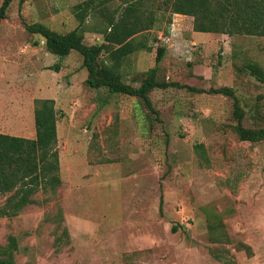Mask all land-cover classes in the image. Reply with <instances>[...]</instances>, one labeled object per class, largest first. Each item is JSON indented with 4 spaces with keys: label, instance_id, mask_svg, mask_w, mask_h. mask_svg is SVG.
Wrapping results in <instances>:
<instances>
[{
    "label": "rangeland",
    "instance_id": "obj_1",
    "mask_svg": "<svg viewBox=\"0 0 264 264\" xmlns=\"http://www.w3.org/2000/svg\"><path fill=\"white\" fill-rule=\"evenodd\" d=\"M84 1L14 0L0 22V133L35 139L36 100H55L63 181L19 215H0V246L16 238L19 264H264V141L240 140L234 100L209 92L232 87L245 125L264 126V83L242 70L264 68V37L195 38L188 18L156 12L155 27L136 37L152 50L121 68L139 87L166 49L158 79L178 86L150 93L153 113L138 98L89 87L78 52L49 53L26 28L70 32ZM104 23L88 15L86 44L102 41Z\"/></svg>",
    "mask_w": 264,
    "mask_h": 264
},
{
    "label": "trees",
    "instance_id": "obj_2",
    "mask_svg": "<svg viewBox=\"0 0 264 264\" xmlns=\"http://www.w3.org/2000/svg\"><path fill=\"white\" fill-rule=\"evenodd\" d=\"M13 1H3L0 22L7 19ZM112 1L86 0L78 4L76 17L80 24L67 33H60L38 22L28 23L26 28L34 36L41 37L49 53L64 58L73 51L78 52L88 72L86 83L89 87L138 98L153 113L156 110L150 93L158 88L178 86L158 79V65L166 49L157 50L156 66L144 74L139 87L124 82L121 68L126 57L137 50L148 49L141 41L136 42V37L155 27L159 21L156 12L194 17L193 30L199 33L264 37V0H120L117 8L108 13L106 11ZM90 13L99 14L105 22L101 32L102 41L93 45L85 43L83 31ZM104 54L108 55L106 59H102ZM242 70L264 83V68L260 64L248 62ZM209 92L234 100V129L240 140L252 143L264 141V126L245 125L248 112L232 87L211 88ZM58 121L59 111L55 100L38 99L35 102V139L0 133V195L11 193L0 208L1 216L15 217L36 202L33 197L38 192L56 193L62 186L57 147ZM60 217L63 220L62 215ZM9 240L7 246H0V264H19L14 258L17 240L14 237ZM240 246L249 253L252 251L246 244ZM214 255L220 257V254Z\"/></svg>",
    "mask_w": 264,
    "mask_h": 264
},
{
    "label": "crops",
    "instance_id": "obj_3",
    "mask_svg": "<svg viewBox=\"0 0 264 264\" xmlns=\"http://www.w3.org/2000/svg\"><path fill=\"white\" fill-rule=\"evenodd\" d=\"M175 16H177L178 18H176V19H174L173 21H175V22H180V21H183V20H185V19H189V20H187V21H189V23L191 24V26H193V23H194V17H191V16H186V15H181V14H174ZM192 32H193V37H195V38H197L198 36H200V35H214V33H199V32H195L194 30H193V27H192ZM223 36H225V35H223ZM1 52V51H0ZM17 136V135H16ZM18 136H20V137H26V136H21V135H18ZM34 139V138H33Z\"/></svg>",
    "mask_w": 264,
    "mask_h": 264
},
{
    "label": "built area",
    "instance_id": "obj_4",
    "mask_svg": "<svg viewBox=\"0 0 264 264\" xmlns=\"http://www.w3.org/2000/svg\"><path fill=\"white\" fill-rule=\"evenodd\" d=\"M165 37H166V36H165ZM160 38H161V39H164L165 41L167 40L166 43L169 42V41L171 40V37H166V38H164L163 36H161ZM164 45H165V44H164Z\"/></svg>",
    "mask_w": 264,
    "mask_h": 264
}]
</instances>
